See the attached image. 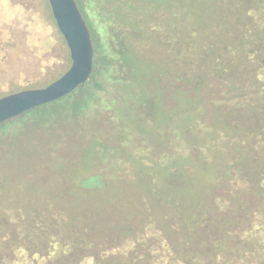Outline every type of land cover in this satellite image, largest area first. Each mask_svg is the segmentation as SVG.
Returning <instances> with one entry per match:
<instances>
[{"label":"rangeland","instance_id":"rangeland-1","mask_svg":"<svg viewBox=\"0 0 264 264\" xmlns=\"http://www.w3.org/2000/svg\"><path fill=\"white\" fill-rule=\"evenodd\" d=\"M225 1L141 0L145 11L122 8L117 17L103 19L121 28L120 45L115 44L120 54L113 59L108 45V59L122 64V85L109 87L80 113L63 104L41 110L38 123L9 122L7 129L0 128V212L8 211L13 220L19 214L30 220L63 211L62 222L78 219L77 226L91 228V236H106L100 239L106 248L123 253L135 244L130 240L117 247L113 241L118 224L134 229L132 223L151 218L162 231L146 233L174 243L182 236L172 230L175 217L159 209L170 199L192 210L197 204L212 205L218 193L226 197L230 191L234 199L256 210L258 201L248 191V181L233 176L220 190V171L230 163L231 143L248 147L255 141L249 134L250 114L241 118L245 128L233 135L232 127L239 121L238 106L232 103L238 94L224 111L222 81L227 78L212 80L203 65L210 63L213 69L219 57L231 58L247 76L248 90L241 102L251 104L258 90L264 97V71L251 63L245 66L239 58L248 38L242 40L239 26L234 28L239 19L229 4L237 2L223 5ZM225 17L231 25L224 23ZM151 23L159 29L153 31ZM104 37L115 40L107 30ZM65 43L49 0H0V98L44 88L65 73L71 63ZM246 57L248 63L253 59L248 52ZM186 70L188 80L204 81L193 94L187 92V83L177 88L178 74ZM242 78L236 77V87ZM261 108L256 110L259 116ZM255 151L263 152L259 139ZM244 153L237 150V158L244 159Z\"/></svg>","mask_w":264,"mask_h":264},{"label":"trees","instance_id":"trees-1","mask_svg":"<svg viewBox=\"0 0 264 264\" xmlns=\"http://www.w3.org/2000/svg\"><path fill=\"white\" fill-rule=\"evenodd\" d=\"M76 2L90 29L94 45V70L90 80L70 95L29 111L21 119L8 122L9 124L18 126V124L38 123L43 115L41 110L56 108L63 104L71 105L74 111L80 113L97 97L106 94L109 87L113 90L118 85H122V79L119 76L122 64L120 61L108 59L110 55L108 45L112 49L113 59L120 54V49H117L115 44L120 45L117 36L121 28L115 23L106 24L103 19L117 17L122 8L129 13L135 10L145 11V8L141 6V0H76ZM235 2L237 3L229 4L235 17L240 20H236L237 24L234 28H237L236 25L239 26L241 39L248 38L246 48L239 49V58L246 61L245 66L251 63L257 70L264 71V0H256L253 6L251 5L252 0H235ZM223 5H228V1L223 2ZM224 19L226 20L225 22L223 20L224 23L229 22L230 24L227 17ZM224 23L223 25L226 26L227 24ZM150 25L153 31L159 29L157 24L154 26V23H151ZM106 30L115 37V40H106L104 37ZM58 33L65 43L59 30ZM229 40L230 38L225 41ZM208 44L213 46L212 43ZM245 50L251 55L253 62L252 60L247 62ZM208 53L211 55V52ZM210 55L207 56L206 53V59ZM218 59V63L214 62L217 63L216 68H210V63L203 65L202 68L208 75L213 74L212 80L227 78L222 81L226 86L222 98L227 101L222 102L224 108L223 106L221 108L226 111L230 106L228 101L236 99L232 95L238 94L240 100L237 98L232 103L238 106L235 114L239 121V125L232 127L233 135H236L240 128H245L244 120L242 121L241 118L250 114L248 117L249 134L255 141L248 147H239L231 143L230 163L225 165L224 171L223 169L220 171V178H222L220 190H223L224 186H227L234 178L243 182L248 181L250 184L248 191L258 201L257 205H254L256 210L251 209L249 204L246 206L238 199H234L230 191H226L227 198L218 193L212 205L201 207V204H197L192 210L179 201L170 199L167 201V207L160 206L159 209L166 210L169 215L175 217L171 224L172 230L174 233H181L182 236L174 243L172 238L162 237L160 239L153 236L152 231L146 233L148 229H155V232L162 231L158 226L156 227L151 218L150 221L144 218V220L141 219V223H132L134 229H129V224H126L124 228L118 224L115 229L118 231V236L113 241L119 243L117 247L120 249L125 241L130 242V240H133L135 244L129 251L123 253L112 252L108 247L106 248L103 240L100 241L106 236L96 237L94 234L91 236L92 229L87 226H77L78 219L69 217L67 222H62L60 217L65 214L63 211L58 212L57 216L34 215L30 220L20 214L17 220H13L8 211L6 213L2 211L0 212V264H176L178 262L185 264H264V97L258 90L257 98L251 104L246 101L241 102L243 94L248 90L244 69L239 67V63L235 64L231 58L219 57ZM67 60L70 63L69 52ZM183 73L178 74L181 84L180 87L176 86L177 88L182 87ZM63 74H60L58 78ZM239 75L243 78L239 79L240 83L236 87L234 80ZM110 76L112 78L109 81ZM254 82L252 79L253 87H256ZM185 83H187V92L193 94L192 91L202 86L204 81L202 82L199 77L192 80L186 77ZM260 106H262L261 116L256 114ZM7 126L8 124H3L0 128L7 129ZM256 138L262 143L261 155L260 153L256 155ZM191 147L197 150L195 145ZM240 149L245 152L244 159L237 158V150ZM206 194L208 192L203 196L206 197ZM220 208L222 211L219 210ZM211 209L215 211V214L217 213V216L210 212ZM108 232L110 231L105 233ZM111 232L115 234L113 230ZM205 234L208 236H204ZM165 251L170 252L165 253Z\"/></svg>","mask_w":264,"mask_h":264},{"label":"water","instance_id":"water-1","mask_svg":"<svg viewBox=\"0 0 264 264\" xmlns=\"http://www.w3.org/2000/svg\"><path fill=\"white\" fill-rule=\"evenodd\" d=\"M49 5L57 28L68 46L70 67L44 88L23 90L0 98V125L70 95L91 78L94 45L76 0H49Z\"/></svg>","mask_w":264,"mask_h":264},{"label":"flooded vegetation","instance_id":"flooded-vegetation-1","mask_svg":"<svg viewBox=\"0 0 264 264\" xmlns=\"http://www.w3.org/2000/svg\"><path fill=\"white\" fill-rule=\"evenodd\" d=\"M186 77H187V70L183 73V76H182V83L183 84L185 83ZM183 78H184V80H183ZM183 84H182V86H183Z\"/></svg>","mask_w":264,"mask_h":264}]
</instances>
